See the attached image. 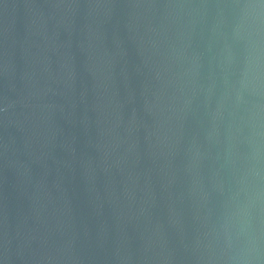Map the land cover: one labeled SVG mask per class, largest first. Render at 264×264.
<instances>
[{
  "label": "water",
  "instance_id": "water-1",
  "mask_svg": "<svg viewBox=\"0 0 264 264\" xmlns=\"http://www.w3.org/2000/svg\"><path fill=\"white\" fill-rule=\"evenodd\" d=\"M0 264H264V0H0Z\"/></svg>",
  "mask_w": 264,
  "mask_h": 264
}]
</instances>
